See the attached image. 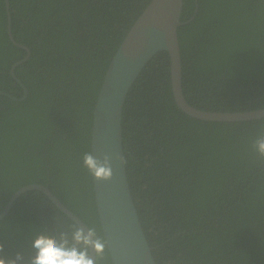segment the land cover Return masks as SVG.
Masks as SVG:
<instances>
[{
    "label": "trees",
    "instance_id": "1",
    "mask_svg": "<svg viewBox=\"0 0 264 264\" xmlns=\"http://www.w3.org/2000/svg\"><path fill=\"white\" fill-rule=\"evenodd\" d=\"M149 1L8 0L6 9L0 0V213L19 188L44 184L102 234L81 156L90 151L109 61ZM8 15L14 41L28 52L10 40ZM180 20L186 101L207 111L264 108V0H182ZM23 89L20 101L2 93L22 98ZM262 127L264 117L185 114L165 51L141 69L122 106L121 141L157 264H264V160L251 147ZM56 220L72 223L40 191L20 194L0 218L4 255L27 259L33 235L53 231ZM102 264H112L108 252Z\"/></svg>",
    "mask_w": 264,
    "mask_h": 264
},
{
    "label": "water",
    "instance_id": "2",
    "mask_svg": "<svg viewBox=\"0 0 264 264\" xmlns=\"http://www.w3.org/2000/svg\"><path fill=\"white\" fill-rule=\"evenodd\" d=\"M5 6L7 9L8 0H5ZM181 11L182 0L149 1L111 57L94 102L90 151L97 157L102 153L113 157V175L110 180H96L91 176L100 228L108 243L112 264H157L133 202L125 165L115 158L123 154L121 113L125 96L141 69L153 56L162 51L168 54L173 98L177 107L185 114L206 121H246L264 117V108L233 112L207 111L186 101L182 91L177 38V29L183 24L180 20ZM7 19L10 40L21 46L11 35L9 15ZM21 47L27 49L25 46ZM21 62L12 66V75L13 68ZM29 190L42 192L71 221L84 226V222L55 194L39 184H28L15 191L0 213V218L20 194Z\"/></svg>",
    "mask_w": 264,
    "mask_h": 264
},
{
    "label": "clouds",
    "instance_id": "3",
    "mask_svg": "<svg viewBox=\"0 0 264 264\" xmlns=\"http://www.w3.org/2000/svg\"><path fill=\"white\" fill-rule=\"evenodd\" d=\"M251 147L264 160V127L252 140ZM115 158L122 164L127 163L122 153ZM112 159L108 153L97 157L92 151L81 156L83 167L96 180L112 178ZM30 247L32 254L25 259L19 251L12 256L4 255V245L0 243V264H102L108 252V243L95 226L84 223L82 227L75 222L65 224L61 220H56L51 232L37 231L31 238Z\"/></svg>",
    "mask_w": 264,
    "mask_h": 264
},
{
    "label": "flooded vegetation",
    "instance_id": "4",
    "mask_svg": "<svg viewBox=\"0 0 264 264\" xmlns=\"http://www.w3.org/2000/svg\"><path fill=\"white\" fill-rule=\"evenodd\" d=\"M132 25V24H131ZM130 25V26H131ZM130 28V27H129ZM129 28H128V30H129ZM128 30H126V32L128 31ZM126 34V33H125ZM125 34H124V36H125ZM121 43V42H120ZM13 44L14 45H16L14 42H13ZM23 48V47H22ZM25 49V48H24ZM27 50V52H28V49H26ZM28 57V56H27ZM14 65V64H13ZM17 65H19V64H17ZM12 69V68H11ZM11 69H10V75L13 77V75L11 74ZM24 90V93H23V97L22 98H17V97H15V96H12V95H10L9 93V95L8 94H6V92H4V91H2L3 93H5V95L4 96H6V97H9L10 99H12V100H15V101H20L21 99H23L24 97H25V94H26V90L25 89H23ZM19 92H17V94H18ZM39 185H43V186H46V185H44V184H39ZM47 188H48V186H46ZM49 189V188H48ZM50 190V189H49ZM51 191V190H50ZM52 192V191H51ZM42 193V192H41ZM53 193V192H52ZM54 194V193H53ZM11 197V196H10ZM52 203V202H51ZM53 204V203H52ZM54 205V204H53ZM56 207V206H55ZM57 208V207H56ZM70 220V219H69ZM71 221V220H70ZM73 222V221H72ZM157 247H158V245H157ZM163 263L164 264H175L174 262H172V261H170V260H165V261H163ZM181 264H184V263H181Z\"/></svg>",
    "mask_w": 264,
    "mask_h": 264
}]
</instances>
